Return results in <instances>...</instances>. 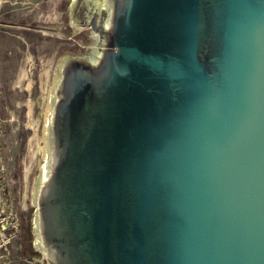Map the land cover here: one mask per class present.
<instances>
[{
  "label": "water",
  "instance_id": "1",
  "mask_svg": "<svg viewBox=\"0 0 264 264\" xmlns=\"http://www.w3.org/2000/svg\"><path fill=\"white\" fill-rule=\"evenodd\" d=\"M70 1L16 76L50 263L264 264V0H108L97 36Z\"/></svg>",
  "mask_w": 264,
  "mask_h": 264
},
{
  "label": "rangeland",
  "instance_id": "2",
  "mask_svg": "<svg viewBox=\"0 0 264 264\" xmlns=\"http://www.w3.org/2000/svg\"><path fill=\"white\" fill-rule=\"evenodd\" d=\"M53 0H0V204L16 197L19 172L18 121L24 55L48 41Z\"/></svg>",
  "mask_w": 264,
  "mask_h": 264
},
{
  "label": "flooded vegetation",
  "instance_id": "3",
  "mask_svg": "<svg viewBox=\"0 0 264 264\" xmlns=\"http://www.w3.org/2000/svg\"><path fill=\"white\" fill-rule=\"evenodd\" d=\"M66 9L67 4L65 5ZM110 3L103 0H71L68 11L64 12L59 28L67 30L63 24L70 22L77 27L87 28L97 36L109 32L107 19ZM107 26V27H106ZM55 29V28H53ZM104 32V33H103ZM97 47L102 48L98 38ZM38 216L34 199L11 197L0 204V264H51L41 245L37 230Z\"/></svg>",
  "mask_w": 264,
  "mask_h": 264
}]
</instances>
